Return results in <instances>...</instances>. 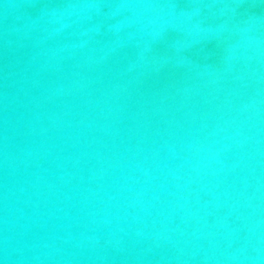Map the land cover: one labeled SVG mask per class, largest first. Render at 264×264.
I'll list each match as a JSON object with an SVG mask.
<instances>
[{
  "label": "water",
  "instance_id": "1",
  "mask_svg": "<svg viewBox=\"0 0 264 264\" xmlns=\"http://www.w3.org/2000/svg\"><path fill=\"white\" fill-rule=\"evenodd\" d=\"M0 264H264V0H0Z\"/></svg>",
  "mask_w": 264,
  "mask_h": 264
}]
</instances>
